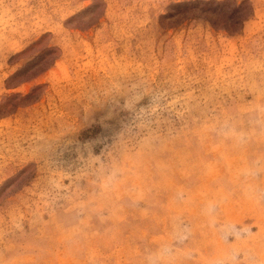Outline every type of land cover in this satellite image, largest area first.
Returning <instances> with one entry per match:
<instances>
[{"label":"rangeland","instance_id":"obj_1","mask_svg":"<svg viewBox=\"0 0 264 264\" xmlns=\"http://www.w3.org/2000/svg\"><path fill=\"white\" fill-rule=\"evenodd\" d=\"M0 264H264V0H0Z\"/></svg>","mask_w":264,"mask_h":264}]
</instances>
